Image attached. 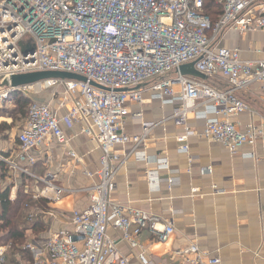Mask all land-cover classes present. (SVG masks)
Returning <instances> with one entry per match:
<instances>
[{"label": "built area", "instance_id": "obj_1", "mask_svg": "<svg viewBox=\"0 0 264 264\" xmlns=\"http://www.w3.org/2000/svg\"><path fill=\"white\" fill-rule=\"evenodd\" d=\"M203 1L0 0V109L13 107L15 95L27 98L46 90L54 91L59 109H68L65 117L58 118L49 104L32 102L28 106L16 135L18 151L13 157L0 153V163L7 168L12 184L9 200H15L23 177L35 186L40 184L33 200L45 199L50 206L60 199L56 175H35L37 158L30 152L51 140L68 147L62 123H85L81 133L100 151L98 168L84 172L91 181L84 190L89 206L72 212L70 229L46 231L38 238L28 231L26 242L13 253L16 264H128L108 238L109 230L119 231L121 241L138 250L139 262L149 264L138 241L141 232L147 230L160 242L173 234L170 220L111 199L116 176L130 159L148 163L146 141L155 125L143 123L139 136L123 131L128 119L141 120L140 112L130 109L142 106L146 99L172 106L170 118L175 126H184L191 114L203 120L200 137L220 144L230 155L264 141L261 128L232 121L249 111L240 91L255 84L263 85L264 90V59L243 62L238 50L219 44L229 32H264V0H222L214 24L202 13ZM190 63L207 79L223 78L225 89L219 91L199 79L181 76L178 68ZM39 72L68 73L85 82L48 79L10 85L13 76ZM194 135L186 131L176 138L179 153L188 154L184 143ZM128 145L130 150L124 151ZM67 154L75 166H82V158L74 151ZM246 156L254 157L252 153ZM153 165V170L144 171V178L151 191H158L162 183L158 172L169 169L168 160L154 158ZM163 182L170 190L177 179L169 176ZM25 208L28 225L39 217L54 218L50 210ZM11 250L9 244L0 245V264L8 262ZM179 255L182 264L221 263L216 255L193 243Z\"/></svg>", "mask_w": 264, "mask_h": 264}, {"label": "crops", "instance_id": "obj_2", "mask_svg": "<svg viewBox=\"0 0 264 264\" xmlns=\"http://www.w3.org/2000/svg\"><path fill=\"white\" fill-rule=\"evenodd\" d=\"M220 46L239 51L243 62H257L264 59V32L253 31L243 35L229 32L220 41ZM203 81V80H201ZM204 82L216 90L225 89L221 77L209 78ZM255 84L238 93L247 105L248 112L232 121L242 127L252 125L264 131V90ZM53 90L30 95L31 102L49 104L58 118L67 114V108H58V98ZM147 97V95H145ZM13 107L3 108L11 111ZM131 113L141 114V120L128 119L123 131L128 136H139L143 123L155 126L150 130L145 153L148 163L130 159L118 172L112 201L135 210L168 219L174 232L165 241H157L147 230L138 238L145 248L149 264H182L179 253L190 244L216 255L220 264H264V141L255 147L244 146L240 153L230 155L220 144L200 137L203 120L188 116L184 126H175L170 118L172 106H162L158 101L145 100L142 106L131 107ZM200 110V109H198ZM7 113L0 115V122L11 123ZM24 119L14 123L10 131L0 134V153L13 157L18 151L16 135L23 127ZM85 123L61 124L68 147L51 140L47 146L30 152L37 158L33 173L43 176L50 172L56 175L55 186L61 189V197L51 203L54 218L42 217L47 231L58 232L70 229L69 220L73 211H82L89 206V197L84 191L91 181L84 172L98 168L100 151L81 133ZM186 131L195 135L185 140L188 154L178 152L180 144L176 138ZM74 151L82 158V166H75L68 157ZM129 151L130 146L123 148ZM252 153L253 158L246 154ZM166 158L169 169L159 171L162 181L158 191H151L144 178L145 170H153L154 158ZM7 173V168L0 163ZM169 171L176 172L169 174ZM205 171V173H201ZM169 176L177 183L168 190L163 180ZM9 185L7 174L0 178V186ZM12 188V187H11ZM11 192V191H10ZM32 234V233H31ZM28 233H26L27 237ZM108 238L116 243L119 252L128 264H141L138 250H133L121 241L116 230L108 231ZM36 237V236H34Z\"/></svg>", "mask_w": 264, "mask_h": 264}, {"label": "trees", "instance_id": "obj_3", "mask_svg": "<svg viewBox=\"0 0 264 264\" xmlns=\"http://www.w3.org/2000/svg\"><path fill=\"white\" fill-rule=\"evenodd\" d=\"M222 11V0H204L202 13L207 16L214 24ZM32 102L28 98H23L20 95H15V105L13 110L9 112L11 123L19 122L24 119L27 114V108ZM11 113V114H10ZM11 126L6 122H0V134L10 131ZM6 171L0 168V178L4 179ZM34 182L26 177L21 178V184L17 188L16 198L14 201L9 200L12 186H0V244L11 246V255L20 250L21 246L26 242V233L30 231L37 238L40 234L47 231V224L43 218L36 219L33 224L28 225L27 209L39 207L43 211L50 210V206L45 199L33 200L32 194L28 195L27 183ZM35 185V184H34ZM40 187V184L36 185Z\"/></svg>", "mask_w": 264, "mask_h": 264}, {"label": "water", "instance_id": "obj_4", "mask_svg": "<svg viewBox=\"0 0 264 264\" xmlns=\"http://www.w3.org/2000/svg\"><path fill=\"white\" fill-rule=\"evenodd\" d=\"M195 63H190L187 65L180 66L178 68V73L181 76H189L195 79L205 81L207 78L198 73L194 68ZM48 79H63V80H76L83 81L85 79L76 75L68 74V73H58V72H39V73H31L24 75H17L10 78V85L12 87L29 85L37 82H41Z\"/></svg>", "mask_w": 264, "mask_h": 264}, {"label": "rangeland", "instance_id": "obj_5", "mask_svg": "<svg viewBox=\"0 0 264 264\" xmlns=\"http://www.w3.org/2000/svg\"><path fill=\"white\" fill-rule=\"evenodd\" d=\"M9 112L10 111H8V110H5V109H0V115L1 114H4V113H7V115L9 116ZM11 114V113H10ZM17 122V121H16ZM15 121L13 122V123H10V126L11 127H14V123H16ZM27 186H28V189H27V191H28V195L30 196L31 195V193H33L34 191H35V188H36V186L33 184V183H30V182H28L27 183ZM40 189V188H39ZM16 193H17V191H16ZM16 193H15V198H16ZM1 245V244H0ZM6 264H16V259H15V256H14V254H10L9 256H8V262L6 263Z\"/></svg>", "mask_w": 264, "mask_h": 264}]
</instances>
